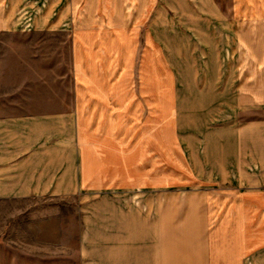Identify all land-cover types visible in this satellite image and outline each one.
<instances>
[{
	"label": "crops",
	"instance_id": "crops-1",
	"mask_svg": "<svg viewBox=\"0 0 264 264\" xmlns=\"http://www.w3.org/2000/svg\"><path fill=\"white\" fill-rule=\"evenodd\" d=\"M201 1L0 0V200L82 197L86 263L264 264V0Z\"/></svg>",
	"mask_w": 264,
	"mask_h": 264
},
{
	"label": "rangeland",
	"instance_id": "rangeland-1",
	"mask_svg": "<svg viewBox=\"0 0 264 264\" xmlns=\"http://www.w3.org/2000/svg\"><path fill=\"white\" fill-rule=\"evenodd\" d=\"M214 1H216V5H219L222 14H227L231 10L233 0ZM188 2L194 8L193 12H189L185 6L186 0H171L172 6L168 13L164 12V8H162V12L167 16L165 20L169 21V25L159 19L160 22L157 24L156 30L159 31L160 36L163 37L164 32L168 35L172 33L173 36H179L181 30H186L189 21L193 20L192 16H196L197 13L201 14L203 8L206 10V6L202 5L201 0H188ZM159 11L157 8V14ZM192 24L194 23L192 22ZM24 26L27 29L39 31L61 30V26L51 23L25 24ZM169 26L172 30L170 33ZM4 41L10 42L11 38H0V43ZM172 41L175 46L179 42L178 38H173ZM27 45L44 48L54 46L59 47L62 52V49L65 50L67 47V39L62 35L54 37L51 34L41 35L39 33V35L28 37ZM226 55H221V64L224 62L223 59H226ZM175 57L176 66L187 67L186 63L183 64L179 61V56ZM177 73L180 77L179 94H187L190 97L212 95L211 87L207 89L206 78L204 77V80L202 78V71L199 72L201 79L198 80V88L192 84L195 72L181 69ZM222 73L223 76L219 82L221 88L226 71L221 69ZM195 105V103L191 104L193 110ZM206 105L210 106V103ZM240 117L246 120L264 119V109L253 108L245 113L241 112ZM192 119L194 118L192 117ZM84 201L79 196L60 199L0 200V264H89L84 262L82 257ZM89 202L90 200H88V204Z\"/></svg>",
	"mask_w": 264,
	"mask_h": 264
}]
</instances>
